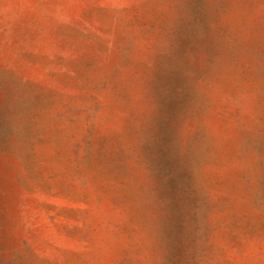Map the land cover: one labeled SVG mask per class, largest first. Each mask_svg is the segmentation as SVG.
I'll return each mask as SVG.
<instances>
[{"label": "rangeland", "instance_id": "rangeland-1", "mask_svg": "<svg viewBox=\"0 0 264 264\" xmlns=\"http://www.w3.org/2000/svg\"><path fill=\"white\" fill-rule=\"evenodd\" d=\"M0 264H264V0H0Z\"/></svg>", "mask_w": 264, "mask_h": 264}]
</instances>
